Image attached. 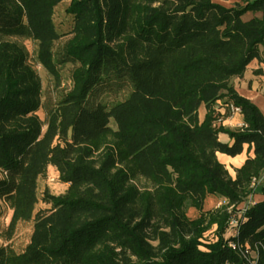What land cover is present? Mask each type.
Instances as JSON below:
<instances>
[{
  "label": "trees",
  "instance_id": "1",
  "mask_svg": "<svg viewBox=\"0 0 264 264\" xmlns=\"http://www.w3.org/2000/svg\"><path fill=\"white\" fill-rule=\"evenodd\" d=\"M63 1L0 0L5 236L33 222L24 249L0 244V264H264V198L239 211L264 196V114L231 82L262 61L264 0H69L72 36L56 51ZM20 37L38 42L48 72L74 64L71 89L46 120L42 78ZM114 88L129 93L108 106L99 97ZM231 105L245 126L221 123ZM245 145L253 155L233 176L217 154L236 156ZM50 166L68 187L46 190L48 206L37 210ZM211 195L222 205L206 210Z\"/></svg>",
  "mask_w": 264,
  "mask_h": 264
},
{
  "label": "rangeland",
  "instance_id": "2",
  "mask_svg": "<svg viewBox=\"0 0 264 264\" xmlns=\"http://www.w3.org/2000/svg\"><path fill=\"white\" fill-rule=\"evenodd\" d=\"M70 1L66 0L60 3L55 10V23L58 30L63 33L61 39L56 43L55 49L56 51L61 48L64 43L72 36L70 34V30L73 26V16L66 12V8L68 7ZM17 41L24 44L30 54L32 64L39 72L42 78V99H43V107L39 111V115L43 120H46L47 113L49 110L54 109L57 104L61 101L64 95L71 89L72 87V72L74 69V64L67 63L60 67L57 73L52 74L48 72L43 66L39 63L37 59L38 55V42L34 41L30 38H15ZM129 93V89H110L104 90L99 99H101L104 103L108 106H111L114 102L118 100L124 99ZM111 125L116 128L115 121L111 120ZM54 171V170H53ZM144 183V181H138L139 184ZM67 183L63 182L61 179L57 183L50 184L47 181V175L42 178L40 185H39V197L40 201L37 204V210L48 206L43 200L42 195L45 194L46 190H49L53 194H62L66 191L65 187ZM257 186V185H256ZM256 192L255 194H257ZM253 194V196H255ZM255 200V198H254ZM222 205V204H221ZM220 205V206H221ZM214 208L219 207V203ZM231 207L228 211H231ZM192 211V212H191ZM12 215V209L10 205L0 199V244L7 245L12 247L16 251H21L24 249L27 241L29 240L31 230H32V223L33 222H26L22 223L16 231L14 232L13 236L9 239L6 235V229L8 227L10 218ZM188 215L191 218H195L199 215V212L195 211V208H190L188 210ZM196 215V216H195ZM217 226L214 225L210 230L206 232V236L208 239H213Z\"/></svg>",
  "mask_w": 264,
  "mask_h": 264
},
{
  "label": "crops",
  "instance_id": "3",
  "mask_svg": "<svg viewBox=\"0 0 264 264\" xmlns=\"http://www.w3.org/2000/svg\"><path fill=\"white\" fill-rule=\"evenodd\" d=\"M214 1L223 4L227 7H232L235 4L242 2V0H214ZM254 15H255L254 13L248 12L244 15V19L248 20L252 18ZM256 15L261 16V13H257ZM260 51H261L262 61H260L257 58L252 60L248 65L244 74L242 76L234 77L231 82L241 96L246 97L252 102H254L264 114V43L260 45ZM222 113L224 115L222 116L221 123H223L225 126L229 128H233V129L239 128L244 123V117L242 113L228 112V114H226L225 109L222 110ZM205 114H206V108L203 105L199 110V116L201 120L204 119ZM220 138L224 141L231 140L227 134H221ZM217 155L219 160L226 165L229 172L234 176L236 173L235 169L240 167L245 162L246 158L249 155H253V149L248 151V145H245L244 151L236 156H230L221 152H218ZM53 170L56 171L55 167L50 166L49 171H53ZM41 180L42 178L39 180V185ZM260 180L261 181L264 180V173L261 176ZM67 187L68 184L65 187V189H67ZM254 198L255 201L257 202L263 200L264 196L260 192H258L257 194H255ZM220 202L221 201L217 196L211 195L205 201V209L206 210L213 209L214 207L212 206L216 207V205ZM195 211L198 212L197 209H195Z\"/></svg>",
  "mask_w": 264,
  "mask_h": 264
},
{
  "label": "built area",
  "instance_id": "4",
  "mask_svg": "<svg viewBox=\"0 0 264 264\" xmlns=\"http://www.w3.org/2000/svg\"><path fill=\"white\" fill-rule=\"evenodd\" d=\"M230 112L231 113H241V109L240 107H237L235 105H231L230 106ZM245 126V123H243L241 125V127ZM4 175H6V171L3 172ZM47 181L48 183L50 184H54V183H57L58 181H60V177H59V174L57 171H49L47 172ZM260 180L258 179H254L252 185L255 186L257 185V183H259ZM256 201L254 200V196L251 195L245 202H243L240 206H239V211L241 212H245L249 206L253 205ZM222 204V202L219 203V206ZM232 208V207H231ZM234 225H238V221L236 219H232V221L230 222V226H234ZM233 235H238V230H234L233 232ZM230 245L233 247V248H236L237 245L236 243L234 242H230ZM228 264H231V263H228Z\"/></svg>",
  "mask_w": 264,
  "mask_h": 264
}]
</instances>
